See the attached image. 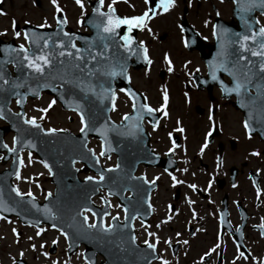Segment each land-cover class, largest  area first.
Listing matches in <instances>:
<instances>
[{
	"label": "flooded vegetation",
	"instance_id": "flooded-vegetation-1",
	"mask_svg": "<svg viewBox=\"0 0 264 264\" xmlns=\"http://www.w3.org/2000/svg\"><path fill=\"white\" fill-rule=\"evenodd\" d=\"M109 4L125 19L148 13L133 23L149 60L146 68H129L141 95L116 89L110 112L116 123L127 118L118 129L128 143L111 153L107 165L115 166L118 154L126 153L131 183L115 195L99 187L92 198L105 213V225L125 220L119 198H128V224L116 229L114 261L264 264V55H247L237 35L264 40L258 35L264 14L254 0L242 6L233 0H173L167 10L160 0H103L100 9ZM82 5L83 15L90 6L88 0ZM182 24L191 26L196 41H187ZM221 29L228 41L218 38ZM237 82L245 85L239 94L227 91ZM46 228L53 237L42 244L45 256L55 264H73V258L82 264V244L70 252L65 235ZM3 239L0 227V250ZM0 264L30 260L18 249L6 262L0 257Z\"/></svg>",
	"mask_w": 264,
	"mask_h": 264
},
{
	"label": "water",
	"instance_id": "water-1",
	"mask_svg": "<svg viewBox=\"0 0 264 264\" xmlns=\"http://www.w3.org/2000/svg\"><path fill=\"white\" fill-rule=\"evenodd\" d=\"M56 22L55 28H41L28 24L22 28L28 37L27 48H23L29 58L34 60L36 56L43 54L49 61L47 65L36 61L41 63L44 69L41 73L34 72L27 67V61L24 60L25 52L19 50L21 45L14 44L12 40L9 42L0 40V77H2L0 78V117L9 122L6 129L14 131L17 151L25 146L34 149L40 159L50 168L51 180L56 186L55 195L49 196L42 205V217L38 216L32 222L37 223L43 220L54 226L72 225L79 218L82 229H84L86 223L81 211L90 208V196L96 183L88 179L84 181L78 179L77 172L80 170L74 168L73 163L74 161H84L89 168L98 171V164H95L92 151L86 148L87 135L96 136L97 132L103 133L98 131L95 124L89 123V121L85 122L83 131H80L78 135H72L69 131L61 130L44 131L41 124L36 123L39 127H35L25 123L23 108L27 96L38 97L41 90H48L54 94L64 108L75 109L81 117L84 113L90 114L98 108L106 107L105 113H107L111 104L110 102L107 105L109 97L107 90L112 88L111 82L114 79L115 62L109 61L105 57L102 62H98L102 67L100 75H98L99 70L95 68L94 62L87 63L90 66L89 69L83 68L82 36L76 37L80 41L81 47L74 49L75 35L71 38L65 36L66 20L61 12L57 14ZM84 23L100 24L103 22L97 21L95 13L92 12L84 20ZM118 29L124 36L127 34L131 41L136 39L133 27L120 24ZM92 30L90 44L95 47L100 40H97L94 35H99L103 29L95 28ZM45 41H47V45H45ZM9 64L12 65L14 75H11L8 68ZM135 66L138 68L141 65ZM85 72L88 74H84ZM58 81H62L61 87L58 89V91L61 90L60 93L53 88L55 82ZM11 99L16 100L19 108L18 113L13 112L9 107ZM99 129L106 130V126ZM3 130H0V150L3 148ZM105 145L111 146V141L107 140ZM14 164L13 170L7 174L4 172L0 177V201L15 195L9 184V179L18 171L19 157L15 158ZM102 175L105 179L102 181V185L108 188H115L119 183L128 180V175L119 174L118 180H115L114 175L111 177L112 172L109 170H103ZM22 198L24 197L20 196V199ZM32 207L35 206L32 205ZM27 209L28 206L22 203L14 206L0 203V210L6 211L7 214L12 212L25 217ZM53 213L55 216L52 215ZM98 220L101 221V218Z\"/></svg>",
	"mask_w": 264,
	"mask_h": 264
},
{
	"label": "rangeland",
	"instance_id": "rangeland-1",
	"mask_svg": "<svg viewBox=\"0 0 264 264\" xmlns=\"http://www.w3.org/2000/svg\"><path fill=\"white\" fill-rule=\"evenodd\" d=\"M0 3L1 37H12L14 23L52 26L55 23V13L58 9L64 11L71 28H80L79 20L82 18V7L76 3V0H55V3L52 0H0ZM15 40L21 43L25 41L22 34H19ZM51 102L50 96L46 94L39 99L28 101L26 106L27 117L42 122L46 128H67L77 131L81 125L74 114L64 111L57 103H52V106L49 107ZM23 160L19 178L14 179V184L19 191L22 193L32 192L37 197H41L47 190L52 191L53 186L49 182L48 173L38 163L37 159L24 153ZM103 162L108 164L106 160ZM80 176L82 177V174ZM19 224L15 219L0 220V227L5 231V239L2 242L4 247L0 250L2 260L6 262L8 255L16 256L18 249H20L22 256L25 259L28 258L30 264H52L55 261L54 257L45 256L42 245L52 239V232L48 233L46 226L38 229L33 226L30 228L22 227ZM31 247L38 252L35 253L34 250H30ZM71 262L74 264L75 259H71ZM82 264H85L83 259Z\"/></svg>",
	"mask_w": 264,
	"mask_h": 264
},
{
	"label": "snow or ice",
	"instance_id": "snow-or-ice-1",
	"mask_svg": "<svg viewBox=\"0 0 264 264\" xmlns=\"http://www.w3.org/2000/svg\"><path fill=\"white\" fill-rule=\"evenodd\" d=\"M53 3H55V0H52ZM100 2L102 3L103 0H100ZM149 0H145V3H148ZM173 0H160V6L164 9V10H167L168 7L171 6ZM234 3L237 2V0H233ZM76 3L77 4H80L81 7L83 6L81 4V0H76ZM261 6L264 7V0H261ZM108 8H109V14H108V19L104 22V25H103V31L104 32H107V33H110V32H113L114 29L116 27H118L120 24H128L129 26H131L133 24V22H136V23H139V22H142L145 20V18L148 16V13L145 12L143 15L139 16V17H133L131 19H117V18H114L112 15H111V12H112V5L109 4L108 5ZM59 10V9H58ZM94 12H98L99 11V8H95L93 9ZM101 16H104L105 14L104 13H100ZM17 35H19V33H17ZM69 34L68 33H65V36H68ZM255 35V34H254ZM258 35L260 36H264V27L260 28L259 29V33ZM28 37L25 36V39H27ZM124 39L126 40H130V38L127 37V34H125V37H123ZM242 41L243 40H248L250 39V37L248 36H242L240 38ZM45 45H47V41H45ZM74 47V45H73ZM241 47L243 48L244 45L241 44ZM260 48L264 49V44H261L260 45ZM21 52H25V49L23 48V46H20V49H19ZM79 51V50H77ZM260 55H264V52H261L259 53ZM61 55H63V53H61ZM253 55H257L256 52H253ZM145 59L147 60V56H145ZM240 59H243V57H240ZM24 60L27 61V67L31 68L34 72H37V73H41L43 72V67L41 65V63H37L36 61H40L42 62L43 65H47L49 63L48 59L45 57V55L41 54L39 56H36L35 59H30L29 56L27 55V53L25 52V55H24ZM171 70V69H169ZM261 71H264V63L261 64ZM114 74V73H113ZM2 78V77H0ZM212 79L215 80L216 79V76L215 74L213 73L212 75ZM245 85L244 84H241L239 82H237L235 84V87L234 88H230V89H227V91L231 92V91H235L237 94L240 93V90L241 88H244ZM224 89H222L223 91ZM165 101L167 100V96L165 95L164 97ZM17 103H19V101H17ZM52 103L51 102L49 104V107L52 106ZM143 107L151 112L152 109L148 108L147 104L143 105ZM161 107H163V105H161ZM44 111H47V109H44ZM84 122V119L83 117H81V123ZM26 124H31V125H34L35 127H39V125L36 124L35 120L34 119H28L25 121ZM245 128L247 129L248 128V124L245 123ZM49 132H52L53 129H48ZM81 131H83V129H81ZM14 143H15V138H14ZM4 147H7V145H4ZM11 151V150H10ZM48 165L45 164V167H47ZM17 178H19V176H17ZM86 179H91V177H86ZM101 179H103V176H101ZM173 181L175 182V177H173ZM192 187H195L194 185ZM12 191L15 192L18 196L22 195V193L19 192V190L15 187L12 188ZM28 195L30 196L31 193H28ZM0 203H2V201H0ZM87 210V209H85ZM85 220H87V217H85ZM101 227H103V224L100 225ZM90 227H95V225H90ZM37 235H39V233H37ZM134 239V238H133ZM53 243H55V241H53ZM145 244H148L147 241H145ZM150 248H154L155 246L154 245H148ZM53 264H55V261L53 262ZM164 264H166V262H164Z\"/></svg>",
	"mask_w": 264,
	"mask_h": 264
}]
</instances>
